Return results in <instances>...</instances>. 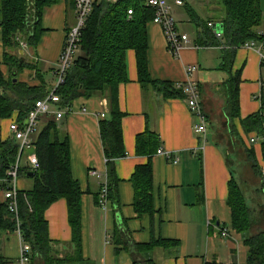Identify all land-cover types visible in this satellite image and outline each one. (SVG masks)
<instances>
[{"label":"crops","instance_id":"1","mask_svg":"<svg viewBox=\"0 0 264 264\" xmlns=\"http://www.w3.org/2000/svg\"><path fill=\"white\" fill-rule=\"evenodd\" d=\"M169 4L173 18L182 16L181 9L185 6H176L174 0H169ZM220 5L221 0H199L196 6L190 7L200 20L218 25L223 18ZM261 10L264 17V0H261ZM186 19V24H180L175 19L179 31L190 40L179 57L169 53L160 26L152 23L147 26L150 78L153 82L171 84L180 93L179 96L165 99L154 86L143 87L139 82L136 54L129 51L128 83L90 99H77L60 120L54 115L49 116L68 137L72 175L82 192V260L57 261L56 264H147V260H152L154 264L248 263L249 248L232 227L229 184L236 178L247 199L252 197V190L246 189L254 188V192L262 190V186L259 187L260 180L263 184L262 179L253 171L247 151L254 150L264 177L263 140L255 134L246 135L242 121L261 110L259 97L264 86L263 61L256 50L240 48L230 73L223 71L225 60L222 50L198 46L201 29L190 21V17ZM75 23L74 3L61 0L44 9L40 41L35 50H24L28 67L18 74V81L30 87H40L44 82L47 90L54 88L66 36ZM191 28L195 37L189 32ZM259 32H264V20ZM189 66L198 67L192 80L199 87L208 121L206 142L194 133L196 120L185 100L183 89L188 80ZM0 67L4 77L9 78L2 42ZM236 74L240 79V109L239 117L231 122L227 108L232 87L230 80ZM115 104L124 114L122 127L126 156L115 162L118 179L116 195L114 193L107 208L103 209L101 191L102 185L108 181V168L100 124L109 118ZM56 109V106L53 107L54 111ZM103 114L105 118L101 117ZM16 117L0 119V143L13 139L10 125ZM48 121V116L41 119L34 142ZM233 125L237 138L231 134ZM147 131L159 138L157 151L171 154L173 160L158 155L157 151L151 156L137 154V139ZM252 138H256L255 144L250 142ZM174 158L178 159L177 164ZM148 163L153 169V214L139 216L134 207L132 177L137 168ZM24 166H27L26 160ZM32 186V181L21 173L20 191ZM0 197L2 201V193ZM255 200V197L250 199L251 208L256 207V204L252 205ZM45 219L49 238L54 243L53 257L64 260L71 256L75 246L67 201L61 199L53 203L46 211ZM261 229H264V223L255 232ZM223 230L229 232V237L222 236ZM0 241L1 254L9 261L8 264H22V242L18 234H1ZM151 244L154 247L149 250H137ZM27 264L44 262L37 256L33 259L29 257Z\"/></svg>","mask_w":264,"mask_h":264},{"label":"trees","instance_id":"2","mask_svg":"<svg viewBox=\"0 0 264 264\" xmlns=\"http://www.w3.org/2000/svg\"><path fill=\"white\" fill-rule=\"evenodd\" d=\"M61 0H0V42L4 48V64L8 66L10 77L5 78L0 67V119H11L17 115L16 121L24 125L27 114L36 102L43 100L50 91L45 83L40 87H30L18 81L14 74L21 73L28 65L22 66L21 50H35L43 30L41 20L44 9L53 6ZM74 3V0H66ZM186 11L190 21L201 29L197 39L200 47H223L222 70L229 72L238 49L251 41H260L259 29L263 26L261 0H221L223 18L222 40H217L208 27L209 22L200 20L191 9L187 0ZM129 11L133 15L129 16ZM154 18L153 10L145 6V0H119L110 3L98 0L84 28L79 44V55L75 58L66 74L64 84L57 90L60 98L56 105L58 110L69 109L80 98L90 99L116 89L121 84L129 82L127 70V53L134 51L137 59L139 82L141 85H152L165 99L179 96L171 84L153 82L149 74L148 50L149 40L147 26ZM217 26V25H216ZM22 44L26 45V49ZM34 67V66H33ZM264 69V62L262 63ZM230 73V72H229ZM18 76V75H17ZM40 78V76L38 75ZM17 79V82L14 80ZM231 96L227 114L230 121L239 117V75L231 78ZM264 84V82H263ZM261 96V110L242 121L246 135L255 134L262 139L264 159V86ZM124 114L115 106L111 109L109 118L100 124L101 137L108 168L109 200L116 195L118 179L115 162L126 156L122 120ZM49 118L35 141L36 155L40 169L30 172L23 166L21 173L32 181L31 189L19 193V217L23 242L31 248L30 258L40 256L44 264H56L57 261L78 262L82 260L81 240V188L74 180L71 170V154L69 140L59 130L54 118ZM233 137L238 134L231 129ZM159 146V138L147 131L137 139V154L153 155ZM158 152V151H157ZM248 161L253 171L262 179V169L256 159L254 150H248ZM18 156V144L14 139L0 143V181L7 178ZM30 173L33 175L30 177ZM135 190L134 207L139 216L153 214V169L148 163L137 168L132 177ZM5 184L0 183V193ZM67 201L69 222L72 228L74 253L64 260L55 259L52 255L53 241L49 238L48 223L45 213L58 200ZM228 204L232 211V227L239 233L244 244L249 248L247 264H264V229H255L264 223V211L251 208L246 195L233 178L229 184ZM264 207V205H262ZM16 222L10 214L7 204L0 197V237L4 233H15ZM154 247H138L137 250H147ZM1 254L0 264H8ZM147 264H154L147 260Z\"/></svg>","mask_w":264,"mask_h":264},{"label":"built area","instance_id":"3","mask_svg":"<svg viewBox=\"0 0 264 264\" xmlns=\"http://www.w3.org/2000/svg\"><path fill=\"white\" fill-rule=\"evenodd\" d=\"M97 0H74V8L76 14V23L69 30L66 36V42L63 47L56 71V84L53 90L43 99L36 102L33 109L27 114L24 125L20 126L15 120L10 125V131L13 133V139L18 144V156L13 167L9 170L7 178L1 180V184H5V188L2 190V201L7 204L10 214L16 222V231L21 239V263H29V254L31 248L28 244H25L21 235V222L19 217V193H20V177L21 170L26 160V165H29L30 172H36L40 169V164L36 155V146L33 137L38 132V126L43 117L54 115L57 120L63 118L65 112H69L71 108L64 110H53L60 102V98L57 95V90L64 84L65 77L69 69L71 68L79 50V44L81 42V36L86 24L93 12L94 4ZM110 3H116L119 0H106ZM174 3L178 7H184L183 0H174ZM145 6L154 12V18L152 24L158 25L162 28L167 41V48L171 55L179 57L182 50L187 48L190 44L189 37L186 34H182L179 29L176 20L172 16L171 6L169 0H145ZM132 11H129V16H132ZM208 27L213 31L217 40H222V32L217 31V27L214 23L209 22ZM260 41H251L243 46L246 50H256L261 60L264 62V32H260ZM26 49V45L22 44ZM199 48L198 46H196ZM223 50V47H218ZM197 66H189L187 69V83L184 86L185 100L191 113L193 114L196 122L194 125V133L203 142H206L208 133V121L204 113L203 104L201 103L200 90L196 82L192 80L193 75L197 72ZM261 99V94L259 100ZM105 118V115H101ZM252 144L257 142L256 138H252L250 141ZM158 155L164 156L169 160L172 159V155L166 153L163 150H158ZM174 163H178V159L174 158ZM97 174L96 172H91ZM109 190L108 181L102 185L101 191V205L103 209L107 208L109 202ZM223 237H229V232L222 231Z\"/></svg>","mask_w":264,"mask_h":264},{"label":"rangeland","instance_id":"4","mask_svg":"<svg viewBox=\"0 0 264 264\" xmlns=\"http://www.w3.org/2000/svg\"><path fill=\"white\" fill-rule=\"evenodd\" d=\"M98 1V0H97ZM197 2H199V0H187V3L190 5V6H196V3ZM218 2H219V0H218ZM220 8H221V10H222V6L220 5ZM223 11V10H222ZM180 14H182V16H177V17H175L174 16V18L177 20V22L178 23H180V24H186L185 22H186V18H189V16H188V14H187V11H186V8L185 9H181V13ZM173 15H174V12H173ZM217 17H219V16H217ZM189 32L191 33V35H192V37H195V35H194V30L191 28V29H189ZM79 55V50H78V52H77V56ZM76 56V57H77ZM261 96H262V94H261ZM261 102V101H260ZM208 138H209V136H208ZM260 184H259V187H261L262 186V184H261V180H260V182H259ZM250 186H252V185H250ZM254 189V188H253ZM253 189L252 188H248V189H246L247 191H251L252 192V197H255L256 198V202L254 203V202H252V205H255L256 204V207L255 208H257L258 210H257V212L258 211H261V210H263L264 211V207L262 206V205H264V191H262V190H255V192L253 191ZM256 193V194H255ZM257 195H258V197H257ZM248 197V196H247ZM252 197H248V199H247V201H248V203H250V199L252 198ZM260 201H261V204H260Z\"/></svg>","mask_w":264,"mask_h":264},{"label":"water","instance_id":"5","mask_svg":"<svg viewBox=\"0 0 264 264\" xmlns=\"http://www.w3.org/2000/svg\"><path fill=\"white\" fill-rule=\"evenodd\" d=\"M216 27H217V31L222 32V27L220 25H217ZM19 53H20V55L22 57L21 64H20L22 66L25 63L24 51L21 50ZM17 75L18 74H14L15 77H17ZM14 82H17V79H15ZM27 167L29 168L28 164H27ZM32 175H33V173H30L29 176L31 177Z\"/></svg>","mask_w":264,"mask_h":264},{"label":"bare ground","instance_id":"6","mask_svg":"<svg viewBox=\"0 0 264 264\" xmlns=\"http://www.w3.org/2000/svg\"><path fill=\"white\" fill-rule=\"evenodd\" d=\"M65 42H66V41H65ZM52 90H53V89H52ZM52 90H51V91H52ZM51 91H50V92H51ZM38 128H39V126H38ZM157 154H158V153H157Z\"/></svg>","mask_w":264,"mask_h":264}]
</instances>
